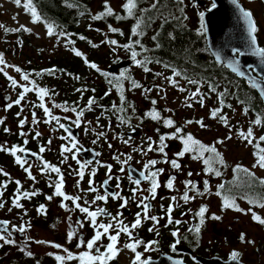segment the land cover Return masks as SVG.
<instances>
[{
    "label": "flooded vegetation",
    "instance_id": "1",
    "mask_svg": "<svg viewBox=\"0 0 264 264\" xmlns=\"http://www.w3.org/2000/svg\"><path fill=\"white\" fill-rule=\"evenodd\" d=\"M155 2V0H137V8L134 10V15L132 17H127L126 10L122 7L124 3H126V0H122V3L120 7L117 10H114L115 15H120L122 17H127L125 19L120 20H149L151 24L148 26L144 25L142 26L146 30V36L144 39L149 38L151 39L153 33H156L157 31V20H167L165 23L164 31L166 33V36L169 40L172 42L175 41V39L183 38L187 43V52L188 54L191 53L192 55L198 56V64L197 66H169L166 67V69H163L164 73H166V77H171L174 81H176V84H171L168 80L161 81L160 87L162 86H170L173 88V92L171 94V97L173 98L172 104V114L166 116L174 120L176 127L183 128L182 135H187L190 132L184 128L185 125L181 124L179 119L175 118L173 115L177 114L176 108L177 104H180L179 102V96L182 95L180 99L183 101L187 100L188 103H191L192 106H201V104L198 102L200 97L197 96L194 99L188 100V97L192 96V93L196 92L197 89H199V92L204 97V107L202 110H205L207 114L203 113L201 110L199 111V114L195 115V117L189 118L190 115H183L182 118H184L185 121H193V125L200 126L199 124L195 123L197 120H203V121H211L214 120L210 117V111L212 109L219 108L220 100L223 99L224 102V108L222 115H226L228 117L229 122H234L232 124L231 131H236L237 129V122L245 116H248L247 114H252V104L251 101L256 99L258 103V107L261 110H264V103H262L259 95L257 92L249 85L248 81L243 78H238L234 73H232L224 64L215 61L214 59V53L219 52L221 54V57L223 56H230L232 57L231 49L232 48H240L243 51H247L249 48V37L247 35L246 31V23L242 19V16L236 7L235 4L232 3V0H215V3L217 6H219V9L216 10V12L213 11L214 9L211 7L214 0H183V3H179L178 0H159L157 8L153 9L151 8V5ZM238 4L243 7L246 10H251L253 13L254 19L257 21V25L259 28V31L257 32V43L259 46L264 47V0H238ZM144 9H147V11H143ZM181 9H183V12H181ZM150 10V11H149ZM157 10L163 13H165V17H158ZM204 12V24L207 28L206 33L201 35L202 29H201V20L199 13ZM115 15L110 16L111 19L114 20L113 27L115 28H125V27H131V25L127 22H121L115 23ZM184 17H187L185 19ZM154 20V21H153ZM156 25V27L153 29V27ZM108 32L109 28L105 27ZM91 35V34H90ZM111 34L107 33L104 36V41L108 40V37H110ZM116 35L117 34H113ZM151 35V37H150ZM177 36V37H176ZM117 38V40H116ZM114 40L118 42V45H124L123 41L124 38L116 37ZM93 44V41H91ZM92 44H88V46L80 45L81 49L86 48L87 50L90 49L92 52L97 51L98 47H92ZM103 47H107L109 50H118V53L122 56H125V50L123 47L111 45L108 43L103 44ZM78 48V46H77ZM107 50L108 53H112L111 51ZM85 50H82L84 53ZM119 62V61H118ZM117 62V63H118ZM252 63V62H251ZM250 60L247 61V66L251 64ZM253 66V64H252ZM142 68V67H141ZM161 68V67H160ZM143 69V68H142ZM197 70V77L195 78V74L190 72L191 70ZM106 70V69H105ZM101 70L102 72L106 71ZM127 69H119L116 73L110 74L109 77H107L109 80L112 81L113 85L119 86L122 84L123 89H128L129 87L132 88L131 80L124 79L120 84L116 80V78H119V75L121 72H126ZM178 70L187 71L185 76L179 77L178 75H175L174 73H177ZM128 74L131 76L130 73V67L128 66ZM251 75L253 77H256L260 80V76H257L256 72H252ZM133 79V77L131 76ZM196 81V83H189V81ZM145 82H143L144 86ZM157 85L150 86V88L157 89ZM238 87H241L240 89ZM183 88L185 91H180L179 89ZM215 88V91H212L211 89ZM152 92V91H151ZM127 93V91H126ZM220 93H224L223 97H220ZM83 93H81L82 95ZM90 94L88 91L87 93L84 92V95ZM241 94L242 100L244 95H247L248 97L244 98V100H247L249 104L246 106L243 105V102H238L237 98L238 95ZM124 95V93H123ZM128 96V93L127 95ZM124 96V97H126ZM2 101H0L2 104L0 105V120H3L4 122L0 124V145H3L4 147L11 149L13 145L24 147L28 150V153H37V156H32L30 154L25 155L24 153L18 152L17 155L20 156L22 159H26L28 161V164L25 165V167H28L31 165V172L32 175L35 177V180H32L29 178L28 174L23 170V168L20 167L15 162V157L10 154V152L7 151H0V169L3 170V172H7L9 175L4 176L2 173H0V185L6 184L7 186L0 189V191L3 192L2 197H0V200L4 202V207L0 208V221H9L8 224V230L12 231V237L11 239L15 240V244H4L2 247H0V260L4 257L12 258V263L15 262L16 257H23L25 260L29 262L38 261L36 260L39 257H43L45 253H35L34 256H27L25 252H22L20 249L22 247H26V251H29L33 244V242L29 241L30 238V227L28 225H32V228L35 229V226L38 224L49 225V227L52 226V224L55 225L54 234L56 235V242L63 246V248H67L69 251H71L74 254H79L80 252L86 250L84 248H77V243L79 240L76 237L82 238L85 241L90 239L94 234V229L90 224V218L86 216V214L81 213L79 209L75 208L74 203L71 200L65 201L63 197L55 196V183L58 180V174L53 173L49 171L42 172L41 168L43 167L42 161L39 159V157H42L44 161H47L53 165H56L61 169V173L64 176V187L63 191L73 197L80 196L82 199L79 201V203L82 206L84 205V201L87 200L91 202L94 198L93 192H88L87 188H89V184L84 186L85 188H77V182H86L87 178L91 175L89 173L90 170H87L88 167H92L94 162L88 163L84 156L81 155V152L84 149H91L95 153L98 152L97 149L90 146V142L87 140L88 135H84L82 132V129L79 127H76V125L73 123V121L76 119V113L72 112L71 110L69 113L67 112H61V108H55L51 104V97L47 98L44 103L45 105L51 109L54 116H57L60 118V122L65 124L67 127H69L72 136L75 130V135L77 136L76 140L78 141L77 147L80 148V152L77 153V159H73L72 156L75 153V149L73 150V153H64L63 156L61 155L62 146L71 147V143L68 139H61V137H67L68 133H66L63 129L59 128L58 124H56L55 121H52L51 123H46L45 121L49 119V117L46 116L43 109L38 107V110L41 111V113L36 114V120L37 123H33V114H28L26 112L21 113V115H17L15 113L14 106L11 108H7V104L12 103L9 98L6 99L5 97H1ZM36 100L39 101V98ZM114 100V98H113ZM116 100V98H115ZM155 100L156 104H152V101ZM69 101H75V97L68 98L65 97L63 99L64 103H68ZM38 103H34L35 105H38ZM13 104V103H12ZM59 104V103H55ZM136 104H138V100L134 98L128 97V103L125 104V106H128L126 108L127 111V118H122L124 123H122L121 129L122 133L121 139H122V153H133V155L137 154L140 151H133V148H142L147 149V145L144 144L142 147L138 145H133V139L138 138L141 135V130L143 127L142 122V114L141 110L139 112L136 111ZM149 106L152 104L153 108L156 111H159L158 105H161L157 98L152 96V99H150V102L148 103ZM49 105V106H48ZM60 105V104H59ZM73 106L71 108H75V104H72ZM185 106L184 108L187 109L188 106ZM227 105H231V107H227ZM162 106V105H161ZM95 106H92V110L88 111L89 113L84 114L86 117H93V108ZM107 107V105H105ZM144 107H147V103H144ZM163 107V106H162ZM69 108V107H68ZM69 108V109H71ZM113 108V107H112ZM133 108L135 111H133ZM247 108L248 112L245 114L244 109ZM36 109V108H35ZM105 112H109L108 108H105ZM117 109V108H116ZM146 110L149 109L145 108ZM102 111V109L100 108ZM118 110V109H117ZM14 111V112H13ZM164 111L166 112V108H164ZM98 112V110H97ZM164 112V114H165ZM162 114V113H161ZM164 114H162L164 116ZM114 115V114H112ZM37 116H39L37 118ZM44 117V119H41ZM121 119V120H122ZM150 119V118H148ZM24 120L25 123L23 127L20 126V121ZM157 123H160L161 126H164L163 122L159 120H152ZM215 120H219L218 118ZM236 120H238L236 122ZM121 122V121H120ZM148 122V123H149ZM153 123V122H152ZM155 124V123H154ZM225 127V125H223ZM165 127V126H164ZM167 128V133H173L175 131V128ZM5 129H8V131H5ZM135 129V131H133ZM118 131V130H117ZM156 133V128L153 130ZM21 132H23L25 135H21ZM36 132H39L41 135L39 137L36 136ZM129 137H131V141L129 144L123 143V140H127ZM155 140L156 136L154 134ZM142 138H139V141ZM25 140H27V144H25ZM49 140H51V143L49 144ZM199 140V139H198ZM159 141V137H158ZM148 143V139H146V142ZM170 144L166 148L168 159H175V154L182 150L183 144L179 139H172L170 141ZM203 144V143H202ZM44 147L45 151L43 153H40V148ZM141 153V152H140ZM195 153V152H192ZM196 154V153H195ZM127 155L129 154H120L119 157L123 161L127 158ZM67 156L68 159L66 162H63V157ZM99 158V156H97ZM163 157V154L159 157L156 155V151L148 152L147 155H142L140 157L135 155L132 156V159L128 161L125 167V173L127 176V181H117L116 174L112 175V179L109 181L108 184V190L110 192H119L121 196L125 198H129V204L126 208L120 209L118 202H121V200L112 199L109 197L107 203L103 201H97L95 204H92L90 207V210H95L96 207H103L106 209L108 213H111L112 215H116V210L119 212H122L121 219H124L125 222H128L130 225L135 217L136 213L140 212L141 210H137L136 208V202L131 198L132 193L131 189L135 187L134 184L131 183L129 180V174L127 171L128 166H132L137 171L144 170L143 165L150 159H157ZM186 159L180 163L182 168L181 170L177 171L171 168V165L168 163H164L163 169H165L164 173L160 175L159 181L161 183V187L158 188L160 191H173L179 193L180 196L183 195L185 189L184 181L185 180H192L196 182L198 189L203 192L204 190V181L207 180L209 182V189L210 191L205 193L204 195H196L195 192H189L190 196H195V199H192L185 203L183 200H180L179 198L175 202L174 205V211L172 213L173 223L168 224L167 222V216L165 210L167 209L168 205L170 203H173L171 200L172 196H169L168 194H164L165 196L163 198H160L157 202V204L154 203L153 200H150L149 203L151 204L150 208V215H155L158 218H162L159 221V224L153 225V222L150 220H145L142 222V225L138 227L136 230H134L133 235L144 241L145 243L149 241L156 240L158 241L157 244L153 245V250L144 251V245L142 244L140 247H138L137 251L143 253V258H151V264H164V262L168 261H176L181 260L183 261V264H201L199 262V258H219L223 261L230 260L231 253H223L220 251V247L222 246L220 241H218L215 237H210V239L204 240V236L207 232V228L209 227V224L212 222L209 220L210 216V209L211 205L206 203V199L208 198V195L212 196V198H216L215 192L217 190V187L220 185L221 180H219L216 177H212L211 175L206 174V171L203 172L202 169L200 171L197 168V164L193 161V158H190L188 155L184 156ZM77 160L80 161V164H85V171H84V177L81 179L77 175V171L80 168V164L77 163ZM100 160V158H99ZM98 160V161H99ZM96 163V162H95ZM125 166V165H124ZM158 168L157 166H155ZM205 167V165H204ZM154 170V169H153ZM206 170V167H205ZM106 173V168L104 170ZM188 172H192L193 175L189 177L187 175ZM176 176V181L174 185L173 190H169L166 186V181L169 176ZM107 179V178H105ZM105 179L102 180L101 185L105 181ZM134 179V178H133ZM227 179V178H225ZM19 180L21 182L20 186V192L28 191H37L38 194L35 196H32L31 198L25 199L21 198L20 203L23 205L21 208H16L13 206L12 201L15 198L17 193V184L15 181ZM216 181V182H215ZM128 182L129 184L127 185ZM117 183L120 184V188H117ZM147 183L149 185V182L145 181L141 185H144ZM126 186H125V185ZM101 185L97 188V192L99 194L103 195L105 193L104 187H101ZM180 186V187H177ZM214 186V187H213ZM48 196L53 197V203L51 207H47L50 205V200L47 199ZM219 197V196H218ZM191 202V206L193 210L189 213L185 214V208H187V205ZM44 204H47L46 206ZM61 204H64L65 207H61ZM40 205H44L46 209V214H41L38 212V208ZM163 205V208L161 207ZM157 206V207H156ZM201 206L207 207V213L205 214V222L203 225L200 224V217L197 215L199 212V209ZM9 208H11V211H9ZM141 209V208H140ZM186 216L191 217V223L189 226H186L184 223L183 218ZM70 217V219H69ZM81 221L83 223V227L81 228L79 224H77V221ZM179 220L180 223L176 224L175 221ZM99 222L108 223L109 217L108 216H99L98 217ZM162 224H165L164 228ZM213 224V223H212ZM13 225H15L17 228L20 226H24L27 231L25 233H21L19 231H13ZM62 225H68V227L64 230L61 229ZM200 227L201 231L200 233L195 232L196 227ZM0 227H3L0 225ZM38 227V226H37ZM154 227V231L150 232L149 228ZM31 228V230H32ZM179 235L177 237H173L172 232L177 231ZM69 231H73L76 233V237L72 239L71 242L68 240V233ZM157 232L159 235H157ZM49 233V232H47ZM7 235V233H5ZM176 239H179L181 242L177 245L176 251L173 252L171 250V245L175 243ZM128 238L123 233L120 237V243L118 244V247L122 248V245L124 243H127ZM108 240L107 238H104L102 240L103 245H107ZM0 244H3L2 241H0ZM104 248L101 247V251H103ZM46 253H52L53 256L50 258L57 264V261L55 260V255H66L61 249H55L51 252ZM19 254V255H16ZM36 257V259H35ZM171 257L172 259H169ZM134 258V253H132L130 250L122 249V251L119 253V255L109 262V264H132V260ZM45 259V258H44ZM42 259V260H44ZM39 259V261H42ZM24 264V262H22ZM172 263V262H171ZM174 263V262H173ZM66 264H79L78 260H71L66 261Z\"/></svg>",
    "mask_w": 264,
    "mask_h": 264
},
{
    "label": "rangeland",
    "instance_id": "2",
    "mask_svg": "<svg viewBox=\"0 0 264 264\" xmlns=\"http://www.w3.org/2000/svg\"><path fill=\"white\" fill-rule=\"evenodd\" d=\"M86 1H88L90 17L88 20L82 22V26L84 28H87V34H91L89 36V41H93V44L98 45V50L95 51V54L97 57V66L99 67V69L104 71L111 65L116 64L118 61L120 62L123 60H128L125 56L120 55L118 53V50L112 51L107 49V47H103V44H105L103 43L105 34H111L112 32H108L105 27L97 26L95 20L93 19V16L97 15L101 10L104 11L103 8L105 0ZM107 3L110 5L111 8L117 10L121 5L122 0H107ZM0 24L5 26L4 28H0V53L3 54L5 63L9 65L8 67L4 68V72L7 73V76L4 74V72H0V101H2V96H8V98L10 97L9 99L12 100L11 102L14 106L13 110H15V113H17V115H21V113L24 112L28 114H33L34 112L35 114L41 113V111L38 110V107H36L34 104L41 102L40 100H36L38 98L36 90L25 94V99L21 102L20 105L14 104V101L18 98L19 94L22 91V87H13L11 85V81L8 79V76H11L18 82V85H26L28 87H33V84L30 83V81H34L35 89L46 88L49 90V95L44 98V101L47 98L51 97L50 99L52 105L55 103H59L62 106H66L63 102V99L65 97L63 96L64 93L62 87L64 85V87L67 89L66 93L72 92V90L69 89L72 87L71 79L74 80L73 78L77 75H75L74 77L58 76L56 81H50L49 79L40 78V76L37 75V71H35V74H31L30 70L31 68L37 66L39 67L40 71L43 72V70L48 67L49 61L55 56L59 58L61 54L65 53V49L60 45V43L56 42V39L48 37L43 27L34 24L31 21V18L25 13L23 7L17 6L12 0H0ZM159 24L160 23H157V25ZM111 25L113 26V23ZM21 26H24L30 31H24L22 29L20 31H5V29H18ZM155 27L156 25L153 27V29ZM55 48H58L59 51L56 52ZM78 50H80L81 52L82 50H85L84 54L87 58L92 52L90 49H81L80 45L78 46ZM107 50L111 51L112 53H108ZM116 58H119L120 60H117ZM0 67H4V65H0ZM16 67H19L22 72L29 74V81L22 80L21 73L15 71ZM129 67L131 76L134 80L139 82L142 86L143 82H145L143 88H150V86L157 85L156 90L153 89L151 90L152 92L150 91L148 93H145L143 91V88L134 89L129 87L126 90L130 99L134 98L138 100V104H136V111L139 112V110L148 107V110L150 111V109L153 108V105L151 104L149 106L148 103L150 102V99H152V96H154L157 98L158 102L163 106L162 107L161 105H158V107L162 110L166 108L167 115L172 114V109L174 105L172 104L173 98L171 97V94L173 92V88L167 85L160 87V82L167 80L166 73L163 72L164 70L158 66H155L150 68L151 71L145 72L141 67L137 66L135 62H133L132 65L130 64ZM157 73H160L161 75H156ZM99 76L100 74L98 72L95 73L92 70H87V74H85L83 77V84H81L80 87L77 85L78 87L76 89V93H79V96L85 97L84 92L87 93L89 89L98 86L99 84L103 85V80ZM63 77L69 80H64ZM125 89L123 90L124 96L127 95ZM81 93L83 94L81 95ZM181 97L182 95L178 97L180 104H177V114L173 116L179 119L181 124L185 125L184 128H186L196 140L199 139L201 143L207 146L215 144L217 150L222 154L224 158V165H221L218 162L213 163V168L218 169L221 172V175L216 176L212 173V175H214L212 177H216L222 181L225 178L231 176L236 166L240 165L241 168L249 169L259 179H264V169H261L259 167H253L256 162V157L253 155L255 140L253 141V144H248L247 141L243 140L242 137L239 136L240 131L246 132L251 127L253 129L255 137H259L260 131L251 123V117L248 118V116H245V118L239 121L236 120V122L238 121L236 131H230V128L232 129V124L234 122L228 121L229 126L224 127L223 122L215 119L211 121H203L206 125V127L204 128H201L197 125H193V123L186 124V121L184 120V118H182L183 115H190L189 118H187L190 119L195 117V115L199 114L200 110L205 114H207V112L205 110H202L205 105L202 108L196 105L187 107V109H185L184 104L185 106L187 105V100L183 101L182 99H180ZM82 99L84 100V98ZM114 101V104L119 106L117 104V101L115 100V97ZM144 103H147V107H144ZM1 104L2 103L0 102V105ZM69 111H67V113H69ZM61 112H65L63 110V107H61ZM1 113L2 112H0V114ZM38 117L39 116H37V118ZM98 117L99 120H97ZM41 119H44V117H42ZM149 121L151 120L146 119L142 121L144 123L141 130V135L138 138L133 139L134 146L138 145L142 147L144 144L148 146V143H145L148 137H151L153 141L158 142V135L153 131L155 130L156 125ZM118 123L119 127L121 128L122 123L117 119L116 115H111L110 112H102L101 110H98V112L93 117L83 116L81 118V124L79 128L82 129L84 135H88L87 140L90 142V146L97 149L100 153V160L99 163L94 162L92 167H88L87 169L90 170L89 173L95 170V176L90 175L87 178L86 182H79L77 188H85L84 186L89 184L90 179L94 181V186L98 188L101 185L102 180L107 178L106 174L108 173V169L105 166L109 164L112 165V175L116 174V177H120L119 180L127 181L125 171H120V168L122 166L125 169L126 164H124L125 166L122 165L121 163L117 162L114 157L119 156L120 154H129L131 156H139L140 154L141 157V153L138 152L135 155H133V153H122V139L120 135L122 131L118 128ZM100 132H104L105 136L97 139V134ZM154 134L156 136V140ZM228 136H231V139H227ZM139 138L142 139L139 141ZM93 140H96V143H93ZM171 140L172 139L166 141L167 145L173 144L170 143ZM217 140H223L224 143L216 144L215 142ZM109 144H111V147H109ZM165 151L167 150L165 149ZM195 153L189 152L185 155H188L190 158H192ZM156 155L159 157L162 154L156 152ZM203 155L204 157L208 158L206 152ZM163 159L164 157L156 159L157 161H159V163L156 165L158 168L164 167V163L162 162ZM185 159V157L179 158L178 162L182 163ZM193 161L197 164V168L199 171L200 169H202L203 172H205V164L202 160L193 159ZM105 168L106 173L104 172ZM208 175L211 174L208 173ZM126 183L127 185L129 184L128 182ZM148 187L149 185L147 183L141 185L142 189H147ZM88 189L89 188H87V191ZM93 193V198L95 197V195L99 194V192ZM147 194L148 193L146 191H143L137 193V196L139 197L141 195ZM164 194H168L172 197L175 196L177 197V199L179 198V193L177 192L157 190V198L153 200L154 203L157 204L158 200L165 196ZM215 195L216 198H212V196H210L209 194L208 198L206 199V203L211 205L209 220L213 224H209L207 232L204 236V240L208 241L211 236L215 237L218 241H220L222 245L220 247L221 252L232 253L233 251H238L242 254L240 257V260L242 262L246 264H264V225H261L258 222L254 221L252 219L251 212L247 211L249 208H251L252 211L260 215L261 218H264V208L253 206L252 204L249 205L242 199V195L240 198H235L234 201H236L237 205L240 208L244 209L245 212H238L231 208L222 210L223 201L221 198L218 197L216 192ZM52 201L53 198L50 200L51 203L47 207L52 206ZM134 201L136 202L137 207L138 201ZM118 204L120 206L121 202H118ZM44 205L46 206L47 204ZM136 209L138 211L141 210L138 207ZM192 210L193 208L190 202L187 205V208H185V214L183 215V217ZM117 212L119 211L116 210L115 214H117ZM212 214L220 216L221 219H211L210 217ZM183 220L186 226H189V224L191 223L190 216H186L185 218H183ZM125 223L128 224V222ZM32 225L30 226L29 241H32L35 245L32 246L29 251H31L33 254L41 252L45 253V255L37 259L35 257V259L38 261H34L33 259V262H29L23 257H16L15 262L13 263L11 261L12 258L4 257L0 260V264H19L20 262H24V264H55V262L50 258L53 255H48V253H46L56 249L52 247L51 244H58L55 238L56 235L54 234L55 225L52 224V226L49 227V225H43L42 223L41 225L38 224V227L35 226V229L32 228ZM162 226L164 228L165 224H162ZM67 227L68 225H62L61 229L64 230ZM241 233L245 234V239L243 242L240 240ZM112 234L115 233L112 232ZM37 240L51 242V244L35 243L34 241ZM39 259L44 260L39 261Z\"/></svg>",
    "mask_w": 264,
    "mask_h": 264
},
{
    "label": "snow or ice",
    "instance_id": "3",
    "mask_svg": "<svg viewBox=\"0 0 264 264\" xmlns=\"http://www.w3.org/2000/svg\"><path fill=\"white\" fill-rule=\"evenodd\" d=\"M15 4L17 6H23L25 8L26 11L30 12L32 18H33V23L38 22L41 19V16L38 14L36 7L33 5V0H14ZM179 3H183V0H178ZM159 3V0H155V2L151 5V8L155 9L157 8ZM232 3L236 5V7L238 8L242 19L244 20V22L246 23V31H247V35L249 37V48L247 51H243L240 48H232L231 49V53H232V58L231 59H227L226 61H222V57L221 54L219 52L214 53L215 58L218 62H224L226 64L227 67L231 68V70L236 73L238 76L242 77V78H246L248 80L249 85L254 88L257 89L260 93V96L262 98H264V86H262V84L257 80L256 77H253L251 75L252 72H256V68L252 65H248L247 67V73L245 71L241 70L240 67V60L239 57L245 56V55H252V56H256L259 57L261 59V62L264 63V47H261L258 45L257 43V32L259 31L258 25H257V21L254 19L253 13L251 12V10H246L243 7H241L238 4V0H232ZM216 3L215 0L212 3V8L214 9L216 7ZM122 7L126 10L127 12V17H132L134 15V10L137 8V0H126V3H124L122 5ZM104 11L93 16V19L95 20H100L103 19L107 16H113L114 11L113 9L110 7V5L107 3V0H105V4H104ZM143 11H147V9H144ZM181 12H183V9H181ZM200 16V20H201V35H203L204 33H206L207 28L204 24V16L205 13L204 12H200L199 13ZM127 17H122L120 15H115V18L117 20L120 19H125ZM185 19H187V17H184ZM166 22V21H165ZM143 23V20L140 19L137 21V23L134 25V27L132 28V36L133 37H140L143 36V30L141 28V24ZM5 26L0 24V28H4ZM109 31L112 33H117L119 32L120 35H123V32L120 31V29L113 27L112 25L108 26ZM24 30V31H30L29 29L25 28L24 26H21L18 29H5V31H20V30ZM53 34V27L52 25H48V35H52ZM81 40H85L87 39L84 36H80L79 37ZM156 36H153L152 39L156 40ZM90 44H92L91 41H88ZM103 43H108L111 45H115V46H120L125 48L126 50H130L131 52V58L132 60L135 62V64L139 67H142L143 70L145 72H149L151 71L150 68L147 67V64L150 63V60L144 59V60H140L137 59V56L139 55V53L135 50L136 46H140L141 49H143L144 51H147V49L143 48V45L140 43L139 39L136 40H132L130 38L129 43L125 44V45H118V42L114 39L112 40H106L103 41ZM160 45L157 44L156 47H159ZM92 47H98V45L96 44H92ZM74 53L76 56L78 57H83L85 60V63L88 64V66L92 69H95L97 72H100L101 70L99 69V67L97 66V64L93 63V62H89L87 60L86 57H84V54L76 49H73ZM159 62V61H157ZM0 65H4V67H0V72H4V68L8 67L9 65H7L5 63L3 54L0 53ZM165 67H167V65H165ZM15 71L18 73H21V78L24 81H29V74L28 73H24L22 72V70L19 67L15 68ZM54 70H49V74L51 75L53 73ZM4 74L7 76V73L4 72ZM102 75L105 76H109L110 74L107 72H103L101 73ZM175 75H179V73H174ZM156 75H161L160 73H157ZM257 76H260L259 73H257ZM8 79L11 81V85L13 87H22V91L19 94L18 98L14 101L15 105H20L21 102L25 99V94L32 92L33 90L37 91V95L39 100L41 101L38 105H35L36 107H39L41 109H43L44 113L46 114L47 117H49L48 120H46V123H51L52 121H55L56 124H58L59 128L63 129L66 133H68L67 137H61V139H68L71 143V147H67V146H62V151H61V155L63 156L64 153H73V150L75 149V153L73 154L72 158L73 159H77V153L80 152V148L77 147L78 141L76 140V138L74 136H72V133L69 129V127H67L65 124L60 122V118L57 116H54L51 109L48 108L44 101V98L47 97L49 95V90L46 88H39V89H35V82L34 81H30V83L33 84V87H28L26 85H18V82L13 79L11 76H8ZM120 80L123 79H128L131 80V85L132 88H143V86L137 82L136 80L132 79L130 75H127L125 72H121L119 75ZM166 79L173 85L176 84V81H174L171 77H166ZM260 81H264V76H260ZM111 82V81H110ZM189 83H196V81H189ZM118 90L120 91V98L121 101L123 102L125 97L123 95V86L122 84L119 85ZM152 89L151 88H143V91L145 93L150 92ZM180 91H185V89L180 88ZM212 91H215V88L211 89ZM79 91V90H78ZM94 91V90H93ZM110 93H105V95H109ZM220 97L224 96V93H220L219 94ZM199 96V103L201 104V106H204V97L203 95L199 92V89H197L196 92L192 93L191 97H188V100L194 99L195 97ZM96 104V100L95 98H89L88 102H87V106L85 109H81L79 111H77L76 108H71L69 109L67 106H62L59 104H54L53 107L55 108H61L63 107V110L65 112L71 110L72 112L76 113V119L73 121V123L76 125V127H79L81 124V118L84 116V112L85 110L87 111H91L92 110V106ZM152 104H156V101L153 100ZM220 107L216 108V109H212L210 111V117L212 119H219L221 122H223V124L228 127V117L226 115H222L221 113L223 112V108H224V102L223 99L220 100ZM13 106L12 103L7 104V108H11ZM188 107H191L192 104L188 103L187 105ZM112 107L114 109L117 108V106L115 104L112 105ZM227 107H231V105H227ZM120 111H123V108L118 109ZM133 111H135V109L133 108ZM245 114H247L248 109L245 108L244 109ZM19 115V114H18ZM148 118L152 119V120H161L163 119V124L165 127L168 128H175V131L173 133L170 134H162L159 136V141H153L151 137H148V147L147 149H142V148H133V151H140L142 155H147L148 152H152V151H156L159 152L161 154H163V163H168L171 165V168L174 170H181L182 166L181 164L178 162L179 158H182L185 156L186 153L189 152H196L197 154L193 155V159H200L203 161V163L205 165H209V167L206 168V174L208 173H214L216 176H220L221 172L218 169H215L213 167H211L210 165V159L209 158H205L204 157V153H212L214 154V158L217 160V162L221 165L225 164L224 158L222 156V154L217 150L215 144L207 146L202 144L199 140H196L190 133L187 135H182L183 133V128L181 127H176L175 126V122L173 119L169 118H162L160 113L156 110H150L149 112H147L145 114ZM97 120H99V117L97 118ZM4 121L0 120V124H2ZM38 121L36 120V114L35 112L33 113V123H37ZM126 121H124L123 119L121 120V123H124ZM25 121L21 120L20 121V126L23 127ZM90 123V122H89ZM193 123V121H186V124H191ZM195 123L199 124L201 128L206 127V125L204 124L203 120H197L195 121ZM251 123L253 125L256 126H264V121H262L260 116H257L253 121H251ZM5 131H8V129H5ZM133 131H135V129H133ZM231 131V128H230ZM157 132H159V129H157ZM21 135H25L23 132H21ZM41 134L39 132H36V136L39 137ZM105 136L104 132H100L97 134V139H99L100 137ZM239 136L242 137L243 140L247 141L248 144H253V141L255 140L256 143L254 144V147L256 149V151L253 153V155L256 157V162L253 165V167H259L261 169H264V147H261V142H264V135L259 136L258 138L255 137L253 129L250 127L246 132L245 131H240L239 132ZM169 139H179L182 144H183V149L181 151H179L178 153L175 154L176 158L175 159H168L167 156V152L165 151V149L168 147L166 141ZM227 139H231V136H228ZM131 141V137H129L127 140H123V143L125 144H129ZM25 144H27V140H25L24 142ZM49 144L51 143V140H49L48 142ZM93 143H96V140H93ZM216 144H223L224 141L223 140H217L215 142ZM155 145V147H154ZM109 147H111V144H109ZM0 151H7L10 152L11 155H13L16 159L15 162L20 165L21 168H23V170L28 174L29 178L32 180H35V177L32 175L31 172V165H29L28 167H25L26 164H28V161L26 159H22L20 156L17 155L18 152L20 153H24L25 155H32V156H37V153H28V150L24 147H20V146H16L13 145L11 147V149H8L6 147H4L3 145H0ZM40 153H43L45 151L44 147L40 148ZM96 156H99L100 153L97 152L95 153ZM123 155V154H122ZM117 162L121 163L122 165L127 164L128 161H130L132 159L131 155H127V158L123 161L120 160L119 156L114 157ZM39 159L42 161L43 167L41 168L42 172L45 171H49L53 172V173H57L58 174V180L55 183V196H60L63 197V199L65 201L71 200L74 205L75 208L79 209V211L81 213L86 214V216L88 218H90V224L94 229V235L88 239L87 241H85L82 238L76 237V233L73 231H69L68 233V240L69 242L72 241V239L74 237H76L79 242L77 243V248H84L86 250L80 252L79 254H74L71 251H69L67 248H63L62 245L60 244H51V242H47V241H43V240H37L34 241L35 243L38 244H51L52 247L56 248V249H61L66 255H55V260L57 261V264H66V261H71V260H78L79 264H109L110 261H112L113 259H115L119 253L122 251V249H127L130 250L132 253H134V258L132 260V264H151V258H143V253L137 251L138 247H140L142 244L144 245V251H150L153 250V245L157 244L158 241L153 240V241H149L147 243H145L144 241L136 238L133 233L134 230H136L138 227H140L142 225V222L145 220H150L153 222V225H157L159 224L160 219L162 218H158L155 215H150V208H151V204L149 203L150 200H155L157 198V190L158 188L161 187V183L159 181V177L161 174L164 173L165 169L163 168H156L155 166L159 163V161H157L156 159H150L148 160L144 165L143 168L144 170L139 172V179H133L131 172H129V180L131 181L132 184L135 185V187H133L131 189V193L132 196L130 199L132 200H137V207L141 208L140 212L136 213V217L134 219V221L129 225L126 224L124 222L123 219H121L122 217V212H117L116 215H112L111 213H108L106 211L105 208L103 207H96L95 210H90V207L92 204H95L97 201H103L105 203H107L109 197H111L112 199H117V200H121L122 203L120 204V208L124 209L127 207V205L129 204V198H125L123 196L120 195L119 192H108L105 188V193L103 195L101 194H97L95 195L94 199L89 202L87 200L84 201V205L87 206H82L79 201L82 199L80 196H70L68 194H66L63 191V187H64V176L61 173V169L59 167H57L56 165H53L47 161H44L42 157H39ZM68 159L67 156L63 157V162H66ZM77 163L80 164V161L77 160ZM91 163V162H88ZM97 163H99V161H97ZM85 164H80V168L77 171V175L83 179L84 177V168H85ZM105 166V165H102ZM105 167H107L108 169V173L107 175V179H105V181L103 182V184L101 185V187H105L109 184V181L112 179L111 176V171H112V165H106ZM154 169V170H153ZM241 170V166L237 165L236 168L234 169V171H240ZM246 174H248L249 176H254V173H252L249 169H242ZM121 172H124L125 169L122 166L120 168ZM0 173H2L4 176H8L9 174L7 172H3L2 169H0ZM92 176H95V170H93L91 172ZM187 175L189 177H191L193 175L192 172H188ZM117 181H119L120 177H116ZM142 181H147L149 182V187L147 189H142L141 188V184ZM175 181H176V176L172 175L169 176L166 184L164 186H166L169 190H173L174 189V185H175ZM261 184H264V179H261L259 181ZM15 183L17 184L18 188H17V195L15 196V198L12 201V204L14 207L16 208H21L23 207V205L20 203V199L23 197L25 199L31 198L32 196H35L38 194L37 191H32V192H28V191H24V192H20V186H21V182L19 180L15 181ZM184 186H185V191L183 193L182 196H180V200H183L185 203H187L188 201L195 199V196H190L189 192H195L196 195H204L205 193L209 192V182L207 180L204 181V190L203 192H201L198 187L196 182L192 181V180H185L184 182ZM79 185V181L77 182V186ZM6 184L0 185V189L6 187ZM117 188H120V184L117 183L116 185ZM220 188H223L224 186L221 184L219 186ZM88 191L90 192H97V188L94 186V181L93 180H89V189ZM146 191L148 194L147 195H141V196H137V193L139 192H143ZM220 193L217 192V195H219ZM3 192L0 191V197H2ZM53 197L52 196H48L47 199L51 200ZM171 200L173 201V203H170L167 207V209L165 210L166 212V216H167V222L168 224H172L173 218H172V213L174 211V205L175 202L177 201V197L173 196L171 198ZM249 203H253L252 201H249ZM4 207V202L2 200H0V208ZM61 207H65L64 204H61ZM161 207L163 208V205H161ZM259 207L264 208V201L259 202ZM233 209L235 211L238 212H245L244 209L240 208L238 205H236L234 200H230L229 198L225 197L223 200V204H222V210L223 209ZM9 211H11V208H9ZM207 207L206 206H201L199 209V212L197 213V215L200 217V224L203 225L205 222V214L207 213ZM248 212H251L252 214V219L256 222H258L261 225H264V218H261L260 215H258L256 212L252 211L251 208H249L247 210ZM38 212L41 214H46V209L44 205H40V207L38 208ZM247 214V213H245ZM99 216H108L109 217V221L108 223H104V222H98V217ZM211 219L213 220H220L221 217L215 214H212ZM70 219V217H69ZM10 222L9 221H0V225H2L3 227H0V241L3 242V244H0V247H2L4 244H15L16 241L11 239L12 237V231L8 230V224ZM176 224H179L180 221L177 220L175 221ZM77 224H79V226L82 228L84 225L81 221H77ZM31 225L29 224L28 227H30ZM13 231H19L21 233H25L27 231V229L24 226H20V227H16L15 225H13ZM149 231L152 232L154 231V227L149 228ZM201 228L198 226L195 228V232L196 233H200ZM112 232H114L115 234H112ZM5 233H7V235H5ZM124 234L125 236H127L128 241L127 243H124L121 247H118V244L120 243V237L121 234ZM157 235H159V233L157 232ZM173 237H177L179 235L178 230L177 231H173L172 232ZM104 238H107L108 243L107 245H103L102 244V240ZM30 239V238H29ZM245 239V234L241 233L240 235V240L243 242ZM181 241L179 239H176L175 243H173L170 247L171 250L173 252L176 251L177 245L180 243ZM251 242V241H249ZM26 247H22L20 250L22 252H25V254L29 257L33 256V253L31 251H26ZM101 247L104 248L103 251H101ZM48 255H53L52 253H48ZM241 253L238 251H233L230 255V259L232 261H235L236 264H241L240 261V257H241ZM169 259H172L171 257H169ZM174 264H183V261L181 260H176L174 261Z\"/></svg>",
    "mask_w": 264,
    "mask_h": 264
},
{
    "label": "trees",
    "instance_id": "4",
    "mask_svg": "<svg viewBox=\"0 0 264 264\" xmlns=\"http://www.w3.org/2000/svg\"><path fill=\"white\" fill-rule=\"evenodd\" d=\"M14 1V0H12ZM33 5L36 7L38 14L41 16V19L34 23L36 25H40L43 27L44 31L46 32L47 36L53 39H56L57 43H60V45L65 49V53L61 54V56L58 58L55 56L53 59H51L48 63V67L42 71H40L39 67L31 68V74H35V71H37V75L40 76V78L49 79L50 81H56L58 76H65V77H74L72 81V87L69 88L72 90L70 93H66V88L62 87L63 90V96L68 98L75 97V101H69L68 103H64L67 107L71 108L73 103L75 104V108L77 111L81 109H85L87 106V102L89 98H95L96 104H94L93 108V114L95 115L97 113V110L102 109V112H105L106 109H109V112L117 116V119L121 121L122 118H127V111L126 108L128 106H125V104L128 103V96L125 97L124 101H121L120 98V91L118 90L119 86L113 85L112 81L109 80L107 77L102 75V71L98 72L100 74L99 77L103 80V85L99 84L98 86H95L88 91L90 94L86 95L85 97L79 96V93H76L77 87L81 86L83 84V77L85 74H87V70H92L93 72L97 73L95 69H92L88 66V64L85 63V60L83 57H78L75 55L73 49L78 50L77 46L84 45L85 47L89 44V36L90 34H87V28L82 26V22L85 20H88L90 17L89 13V6L88 1L86 0H33ZM21 7H23L21 5ZM25 13L31 18V21L33 22V18L30 14V12L26 11L23 7ZM103 10H105L103 8ZM150 11V10H149ZM159 10H157L158 13ZM103 12L102 10L99 12ZM98 13V14H99ZM165 13L159 11L158 17H165ZM111 19L110 16H107L100 20H95V23L99 27H108L111 25L114 20ZM143 20V19H142ZM138 20H115V23L125 22V24L128 22L131 27H125V28H118L121 32H123V35H120L119 32L117 33H111L110 37H108V40L115 39L116 37L124 38L123 44L129 43L130 38L132 40L139 39L140 43L143 45L144 49H147V51H144L141 49L140 46H136L135 50L139 53L137 56V59L140 60H150L151 62L147 64L148 68L151 67H161L162 69H166L165 65L167 67L175 65L179 67L184 66H197L198 64V56L192 55L191 53L188 54L187 47H186V41L183 38H177L175 41H171L167 38L166 33L164 31V25L167 22V20H157L158 23H160L157 27L156 33H153V36H156V40H153L151 35V39L145 38L146 36V30L142 26L144 25H150L151 22L149 20H143V23L141 24V28L143 30V36L140 37H133L132 36V28L137 23ZM154 21V20H153ZM166 21V22H165ZM52 25L53 27V34L48 35V25ZM124 25V24H123ZM22 33V32H21ZM113 34H117L113 35ZM84 36L87 39L81 40L79 37ZM117 40V38H116ZM159 44V47H156V45ZM188 44V43H187ZM56 52L59 51L58 48H55ZM89 50V49H88ZM125 50V57L131 62V65L133 64V60L131 58V52L130 50ZM80 51V50H79ZM94 53L91 52L90 56L87 58L84 54V57L87 58L89 62H93L97 64V57ZM68 53V54H67ZM117 60H120L119 58H116ZM159 61V62H157ZM126 70V74H128V67L124 68ZM49 70H54L53 73L50 75ZM187 71L182 72V70H178L177 73H179V77L185 76ZM190 72L194 73L195 80L198 79L196 73L197 70H191ZM56 77V78H55ZM63 77L64 80H69L67 78ZM116 80L119 82V84L124 81L116 78ZM111 81V82H110ZM78 85V86H77ZM239 89L241 87H238ZM94 90V91H93ZM124 90V89H123ZM127 89H125L126 91ZM105 93H110L109 95H105ZM78 95V96H77ZM116 98L117 109L123 108V111L117 110L112 108V105L114 104L113 98ZM247 98V95H244L243 100L241 97V94L238 95V102H243V105L246 106L248 103L247 100H244V98ZM84 98V100L82 99ZM252 104V114L248 115V118L251 117V121H253L257 116H260L262 121H264V110L259 109L258 103L254 97V99L251 101ZM107 105V107H105ZM155 106V104H154ZM142 119L146 120L148 117L145 115L149 110L142 109L141 111ZM162 118H168L166 116V112L164 114V110L159 109L158 111ZM89 113L87 110H85L84 114ZM164 114V116L162 114ZM142 120V121H143ZM163 122V119L159 120ZM156 125V133L158 137L162 134H169L167 133V128L164 126H161L160 123H157L155 121H152ZM258 130L260 131V135H264V126H256ZM162 128V129H161ZM157 129H159V132H157ZM256 143V141H255ZM254 143V144H255ZM261 147H264V142H261ZM256 151L255 147L253 150V153ZM197 154V153H196ZM208 158L210 159V165L213 167V163L217 162V160L214 158V154L207 153ZM206 158V157H205ZM205 167H209V165H205ZM241 168L240 171H234L232 172V175L229 176L227 179H224L221 181L220 185L222 184L224 187L220 188L217 187L216 193L219 192L218 195L219 198L224 200L225 197L229 198L230 200H234L235 198H240L242 195V199L247 202L249 205L252 204L253 206L259 207V202L264 201V184H261L259 179L256 175L249 176L246 174ZM214 174V173H213ZM249 201H252L253 203H249ZM236 203V201H235ZM237 205V203H236ZM19 264H23L20 262Z\"/></svg>",
    "mask_w": 264,
    "mask_h": 264
},
{
    "label": "water",
    "instance_id": "5",
    "mask_svg": "<svg viewBox=\"0 0 264 264\" xmlns=\"http://www.w3.org/2000/svg\"><path fill=\"white\" fill-rule=\"evenodd\" d=\"M219 9V6H217L214 11H213V14L214 12H216V10ZM232 57H228V56H223L222 57V61H226L227 59H231ZM214 59L215 61L216 58H215V55H214ZM239 60H240V67H241V70L242 71H245L247 73V61L250 60V65L253 64V66L256 68V73H259L260 76H264V63L261 62V59L259 57H256V56H252V55H245V56H242V57H239ZM218 62V61H217ZM222 64H224L226 66V64L224 62H220ZM131 64V62L129 60H123V61H120L114 65H111L110 67H108L105 71L109 74H113V73H116L119 69H124L126 67H128L129 65ZM227 67V66H226ZM232 73H234L231 68L227 67ZM238 78H242L240 76H238L236 73H234ZM245 80H247L246 78H243ZM261 84L262 86H264V81H260L259 79H257ZM248 81V80H247ZM254 89V88H253ZM257 94L259 95L262 103H264V98H262L260 96V93L257 89H254ZM8 98V96H6V99ZM73 136L75 138H77V136L75 135V130H74V133H73ZM81 155L85 157L86 161L87 162H97L99 160V158L95 155V152L92 151L91 149H84L82 152H81ZM127 171H128V174L129 172H131V175H132V178L134 179H139L140 176H139V171H137V169H135L134 167L132 166H128L127 168ZM145 182V181H142V183ZM108 186V185H107ZM105 186L104 187V190L106 188V190L108 192H110L108 190V187ZM199 262L201 264H236L235 261H232L231 259L228 260V261H223L219 258H199L198 259ZM241 261V260H240ZM172 262V263H171ZM174 261H168V262H164V264H174L173 263ZM241 264H246L244 262L241 261Z\"/></svg>",
    "mask_w": 264,
    "mask_h": 264
}]
</instances>
